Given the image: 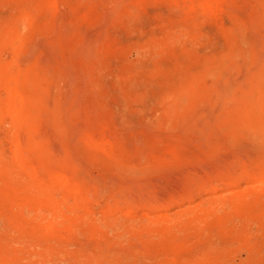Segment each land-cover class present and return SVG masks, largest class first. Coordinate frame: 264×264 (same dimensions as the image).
<instances>
[{
  "label": "rangeland",
  "instance_id": "1",
  "mask_svg": "<svg viewBox=\"0 0 264 264\" xmlns=\"http://www.w3.org/2000/svg\"><path fill=\"white\" fill-rule=\"evenodd\" d=\"M263 54L264 0H0V264H264Z\"/></svg>",
  "mask_w": 264,
  "mask_h": 264
},
{
  "label": "bare ground",
  "instance_id": "2",
  "mask_svg": "<svg viewBox=\"0 0 264 264\" xmlns=\"http://www.w3.org/2000/svg\"><path fill=\"white\" fill-rule=\"evenodd\" d=\"M89 40H90V41H88V40H85V41L92 45V43H90V42H91V39H89ZM88 43H87V44L85 43V45H86V46L88 45V47H90ZM80 44H82V43H80ZM83 44H84V42H83ZM93 45H95V44H93ZM78 47H79V46H78ZM83 47H84V46H83ZM90 48H92V46H91ZM90 48H89V49H90ZM82 49H83V48H82ZM87 49H88V48H87ZM89 49H88V50H89ZM85 50H86V49H85ZM78 51H79V50H78ZM83 52H84V51H83ZM86 52H87V50H86ZM86 52H84V54H85V55L88 54V55H86V56L89 57V53H86ZM91 52H93V51L91 50ZM91 52H90V53H91ZM257 52H259V51L257 50ZM244 53H245V52H244ZM244 53L242 54L243 57H244ZM262 53H263V52H262ZM84 54H83V55H84ZM91 54H92V53H91ZM245 54H248V53H245ZM256 54H257V53H256ZM259 54H260V56H262V54H261L260 52H259ZM83 55H82V50H81V56H82V58H85V56L83 57ZM92 55H93V54H92ZM92 55H91V56H92ZM263 55H264V54H263ZM246 57L249 58L248 55H246ZM257 57H258V59H259V55H258ZM247 58H246V60H248ZM260 58L262 59V57H260ZM263 58H264V57H263ZM243 60H244V58H243ZM50 61H51V60H50ZM260 61H261V60H260ZM263 61H264V60H263ZM238 65H239V68H240L241 66L244 68L245 65H247V64L244 63V65H243V62H242V65H241V66H240V64H238ZM254 65H255V62H254ZM254 65H253V66H254ZM224 66H225V60L223 59V60L221 61V64H216L215 66H214V64H213V66H212L211 69H210V73H212L211 75H213V74H214V75H219V76H221L220 78H222V79H223V78L225 79V76H226L225 74H227V76H226V84H225V82H224L223 87H222V90L219 92V95H220V96L217 94V91L215 92V94L218 95V96L216 95L217 97H219V98L221 97V99H223L225 102H228V104L230 105L231 103H229L228 100H230L231 95H232L233 92H234L233 90H236V89H237L238 91H239V90H240V91H243L241 85H242V83H243L242 80H243L244 77H243V78H239L240 76L238 77L239 79H242L241 81H238V80H237L238 78H235L237 75H236L235 77H234V75H232V77L230 78V76L228 75V71H225L227 67H225V70H224ZM253 66H252V68H253ZM237 67H238V66H236V68H237ZM236 68H235V69H236ZM243 68H242V69H243ZM244 69H246V68H244ZM248 69H251V68H248ZM233 70H234V69H233ZM238 70H241V68L238 69ZM251 70H252V69H251ZM243 71H244V73H245L246 71L248 72L249 70H246V71H245V70H241V71H240L241 74H243V73H242ZM257 71H258V70H257ZM233 72H234V71H233ZM248 73H249V72H248ZM257 74H258V73H257ZM260 74H262V73H260ZM245 75H246V73H245ZM248 76H249V75H248ZM233 77H234L236 80H235V79L233 80ZM256 77H257V76H256ZM262 77H263V76H262ZM255 81H256V80H255ZM241 82H242V83H241ZM261 83H262V82H260V85H261ZM244 85H245V83H244ZM244 85H243V88H244ZM262 85H263V84H262ZM190 86H191V85H190ZM194 86H195V85H194ZM248 87H249V84H248ZM248 87H247V88H248ZM247 88H246V89H247ZM246 89L244 88V91H245ZM258 90H259V89H258ZM238 91H236V92H238ZM262 91H263V89H262ZM258 92H259V91H258ZM206 93H207V91H206ZM244 93H245V92H244ZM251 93L254 94V92H251ZM212 95H214V94L212 93ZM234 95H236V94H234ZM234 95H233V96H234ZM216 96H215V98H217ZM236 96H237V95H236ZM236 96H234V97H236ZM242 96H243V94H241V97H242ZM247 96H248V95H247ZM250 96H251V95H250ZM202 97H203V96H202ZM211 97H212V96L210 95V98H211ZM213 97H214V96H213ZM253 97H254V96H253ZM255 97H256V96H255ZM255 97H254V99H255ZM194 98H195V97H194ZM197 98H198V97H197ZM208 98H209V97H208ZM206 99H207V97H206ZM221 99H220V100H221ZM254 99H252V101H253ZM199 100H200V99H199ZM208 100H210V99H208ZM216 100H217V99H216ZM218 100H219V99H218ZM256 100H257V97H256ZM263 100H264V99H263ZM257 101H258V100H257ZM208 102H209V101H208ZM216 102H217V101H216ZM219 102H220V101H219ZM221 102H222V101H221ZM258 102H259V101H258ZM260 102H261V100H260ZM260 102H259V103H260ZM204 103H207V102H204ZM238 103H239V102H238ZM253 103H254V102H252V104H253ZM255 103H256V101H255ZM259 103H258V104H259ZM214 104H216V103H214ZM208 105H209V104H208ZM220 105H221V106H220ZM222 105H223V103H222V104L219 103V104H217L216 106H217V107H218V106L222 107ZM226 105H227V104L223 105V107H225ZM214 106H215V105H214ZM234 106H235V104H234ZM234 106H233V108H234ZM239 106H240V105H239ZM239 106H237V107H239ZM257 106H258V105H257ZM257 106H256V108H257ZM259 106H260V105H259ZM260 107H261V106H260ZM210 108L212 109V107L209 106V109H210ZM227 108H229V107L227 106ZM233 108H231V109H233ZM239 108H240V107H239ZM252 108H253V106H251L250 109L252 110ZM209 109H208V110H209ZM211 109H210L209 111H211ZM247 109H249V108H247ZM253 109H254V108H253ZM261 109L263 110V108H261ZM214 110H216L215 107H214ZM225 110H227V109H225ZM225 110H224V111H225ZM238 110H239V109H238ZM255 110H256V109L252 110V112L255 113ZM259 110H260V108H259ZM206 111H207V110H206ZM209 111H208V112H209ZM227 111H228V110H227ZM209 113H212V114H213L212 111L209 112ZM209 113H207L208 116H209ZM254 113H253V115H254ZM256 113H257V111H256ZM220 114H221V113H220ZM224 114H225V113H224ZM224 114H222V115L224 116ZM210 115H211V114H210ZM218 115H219V114H218ZM247 115H248V113H247ZM253 115H248V116L251 117V116H253ZM261 115H262V114H261ZM211 116H212V115H211ZM211 116H210V118H211ZM230 117H231V116H230ZM201 118H202V117H201ZM203 118H204V117H203ZM207 118H208V117H207ZM248 118H249V117H248ZM227 119H228V118H227ZM229 119H230V118H229ZM229 119H228V120H229ZM220 120H221V119H220ZM248 120H249V119H248ZM199 121H200V120H199ZM222 122H223V121H222ZM228 122H229V121H228ZM219 123H220V122H219ZM228 124H230V122H229ZM197 126H199V125H197ZM263 126H264V125H263ZM205 127H206V126H205ZM209 127H210V126H209ZM260 127H261V126H260ZM196 128H199V127H196ZM200 128H201V127H200ZM225 128H226V127H225ZM258 128H259V127H258ZM263 128H264V127H263ZM58 129H59V128H58ZM222 129H224V128H222ZM259 129H260V128H259ZM59 130H60V129H59ZM192 130H193V128H192ZM203 130H205V129L203 128ZM230 136H231L232 139H233L234 136H232V134H231ZM232 139L230 138V140H232ZM217 153H218V151H217ZM217 160H218V159H217ZM218 161H219V160H218ZM56 177H57V179H58V178H61V177H63V176L60 175V176H56ZM56 177H55V178H56ZM229 179H230V177H229ZM229 179L227 178V180H229ZM58 180H59V179H58ZM73 188H75V185H73ZM75 189H76V188H75ZM76 190H77V189H76ZM47 196H48V195H46V197H47ZM42 197H44V195H43ZM49 197H50V196H49ZM51 199H52V196H51ZM53 200H55V197H54ZM56 200H57V199H56ZM56 200H55V201H56ZM50 201H52V200H50ZM48 202H49V200H48ZM45 203L47 204V201H46V200H45ZM50 203H51V202H50ZM56 203L59 205L61 202H60V203H58V201L55 202V207H56ZM61 204H62V203H61ZM61 204H60V205H61ZM41 205H42V204H41ZM51 205H52V204H51ZM47 206H49V205H47ZM55 207H54L53 210L56 209ZM52 208H53V207H52ZM58 208H59L58 211L61 212L59 206H58ZM48 209H49V207H48ZM51 210H52V209H51ZM56 212H57V210H56ZM54 213H55V212H54ZM61 213H62V212H61ZM44 220H45V219H44Z\"/></svg>",
  "mask_w": 264,
  "mask_h": 264
}]
</instances>
